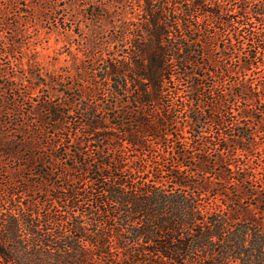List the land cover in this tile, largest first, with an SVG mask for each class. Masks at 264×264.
<instances>
[{
    "label": "trees",
    "instance_id": "obj_1",
    "mask_svg": "<svg viewBox=\"0 0 264 264\" xmlns=\"http://www.w3.org/2000/svg\"><path fill=\"white\" fill-rule=\"evenodd\" d=\"M223 1L144 0L141 22L118 26V37L129 44L127 54L99 64L104 86L97 95L107 103L106 112L101 115L86 102L78 108L83 136L51 138L31 124L29 140L15 142L22 149L0 139L3 156L29 164L41 146L57 153L51 155L50 168L33 173L39 182L21 175L26 166L0 178V264H264V220L236 199L222 203L210 193L204 157L196 164L205 178L201 184L183 175L188 165L172 163L201 141L219 151V162L228 165L225 171L236 174L227 177L233 184L257 181L242 163L225 162L227 134L221 133L222 142L215 135L214 142L203 122L204 107L211 105L206 99L217 108L227 101L223 91L202 90L206 71L214 72L199 61L206 57V46L219 39L232 44V36L241 33L252 40L253 49L239 69L264 65V0H238L233 10H224ZM206 5L210 8L203 12L210 21L200 28L194 16ZM220 69L226 75L233 71L223 64ZM242 94L247 105L237 119L253 117V101L263 103L257 113L264 115V73L258 83L242 86ZM49 104L45 101L47 113L40 123L54 121L61 131L71 111ZM214 121L222 125L219 118ZM173 128L179 129L176 135ZM120 129L123 133L114 132ZM239 130L234 149L256 153L255 137L264 142V125L260 135L248 123ZM59 152L72 160L62 166L61 186L52 178L60 167ZM260 161L264 166V157Z\"/></svg>",
    "mask_w": 264,
    "mask_h": 264
},
{
    "label": "rangeland",
    "instance_id": "obj_2",
    "mask_svg": "<svg viewBox=\"0 0 264 264\" xmlns=\"http://www.w3.org/2000/svg\"><path fill=\"white\" fill-rule=\"evenodd\" d=\"M143 4L144 0H0V139L22 149L23 145H16L15 142L20 139L29 140L32 136L31 124H36L37 128L42 127V133L45 131L46 136L51 138L58 133H72L74 138L83 136L85 128L78 108L86 102L96 106L101 115L106 112L104 109L107 103L103 102V97L97 95L103 89L99 64H105V60L109 61L114 56L121 58L127 54L129 44H125L126 41L118 37V26L123 22H141ZM223 5L224 10H233L238 5V0H224ZM209 8L206 5L195 13L194 20L200 28L210 21L203 12ZM231 42L232 44L229 39H219L210 43L204 49L207 52L206 57L199 60L206 63L205 68L214 70L206 71L203 81L201 80L204 84L202 90L212 88L213 91H223L227 100L217 108L210 98L203 97L211 104L204 107L203 122L212 141L217 142L214 136L219 134L218 138L222 142L221 133L227 134L224 136L228 138L225 142L230 144V152L222 155L225 162L242 163L248 172H255L257 181L233 184L234 179L231 177L236 174L225 171L228 165H221L219 162V151L212 145H206V148L201 141L188 147L185 158L174 159L172 163L174 166L181 162L188 165L183 175L201 184L205 178L196 164L199 158L204 157L203 166L208 171L205 176L210 184V193L216 194L222 203L228 198L236 199L257 220L262 221L264 166H261L260 159L264 157V142L256 136L255 139L259 142L253 151L256 153L243 155L240 149H234L232 141L241 132L239 128L246 127L247 123L252 126L255 134H262L260 130L264 125V115L257 113V108L263 103L257 101L255 104L253 101L251 119L245 118L241 121L237 119V114L247 105L241 98L242 86L249 87L258 83L264 73V65L258 62V68L252 69L253 72L239 69V63L244 60L248 49H253L252 40L247 35L242 37L240 33L233 35ZM242 42H245V49H241ZM220 64L231 67L232 73L224 74ZM93 83H96L95 86L99 85L96 92ZM185 85L186 82L180 88L184 89ZM193 96L195 98L196 93ZM213 99L215 102V98ZM45 101L60 110L71 111L62 124L63 130H56V123L50 120L41 125L40 117L47 113ZM69 102L72 103L63 105V109L59 107V104ZM210 118H219L222 125L218 126ZM76 127V132H72V128ZM123 131L124 129L114 130L116 134ZM171 131L176 135L179 129L173 128ZM183 134L188 136L189 132L183 131ZM171 143L169 141L166 144L171 146ZM174 144L177 150H182L180 142ZM34 154V164H29L23 159L3 156L0 147V178L26 166L27 168L21 170V175L39 182V177L33 173L41 168H50L49 162L57 153L41 146L35 149ZM59 154L60 167L53 170L52 178H56L54 181L61 186L62 180L59 176L64 172L62 166L64 162L71 164L72 160L63 152ZM222 172L226 173V178L231 176L227 178L231 181H226ZM45 183L51 189L52 182ZM42 196L41 193L36 194V197Z\"/></svg>",
    "mask_w": 264,
    "mask_h": 264
}]
</instances>
